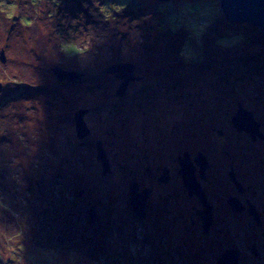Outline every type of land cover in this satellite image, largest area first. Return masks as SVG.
I'll return each instance as SVG.
<instances>
[{"label":"rangeland","instance_id":"rangeland-1","mask_svg":"<svg viewBox=\"0 0 264 264\" xmlns=\"http://www.w3.org/2000/svg\"><path fill=\"white\" fill-rule=\"evenodd\" d=\"M101 1L0 0V264H164V237L180 255L172 252V264H218L231 239L190 227L178 240L175 203L194 201L144 171L176 166L173 158L191 148L209 154L214 179L218 159L241 161L258 171L247 183L264 209V36L229 25L217 0H173L164 9L152 0H108L104 16ZM118 63L144 78L130 83L123 101L116 94L124 79L108 72ZM56 68L83 79H60ZM240 109L260 125L256 142L235 127ZM81 110L91 130L82 142ZM98 140L111 165L105 176ZM134 180L155 188L149 209L163 214L158 227L131 212ZM243 233L239 264H264L261 236L246 225Z\"/></svg>","mask_w":264,"mask_h":264},{"label":"flooded vegetation","instance_id":"flooded-vegetation-1","mask_svg":"<svg viewBox=\"0 0 264 264\" xmlns=\"http://www.w3.org/2000/svg\"><path fill=\"white\" fill-rule=\"evenodd\" d=\"M116 78L119 79L117 76ZM141 80H144L142 76H140L139 79H137L136 81L139 82ZM124 96L120 97L117 95V97L120 98L121 101L124 100L123 99ZM87 114L85 113V115ZM243 132H246V134L249 135V137L253 142L257 141L258 139L257 135L253 136L248 131H243ZM218 133L221 135L222 131H219ZM90 135H91V130L88 136L82 139L80 138L78 139L82 142V140H86ZM260 139L264 140V137ZM98 142H101V145L105 150L102 141L98 140L96 143V160L98 153V146H97ZM106 157L109 160L107 156V152H106ZM97 162H99V164H101L102 166V163L99 160H97ZM171 164H175L176 166H169L164 164L162 167L155 170L153 169V167L148 166L146 168V171L144 172L146 177L152 179L153 181H156L161 185L166 186L171 182H173V185L175 187L174 192L176 194L175 195L176 197L185 196L184 199L190 200L189 202L194 201L193 205L192 204H191L192 206L190 205L191 208H187V207L183 208L181 207L180 203L178 202L175 203V210L172 219L177 231L176 237L178 240H180L179 235L187 233L186 231L179 233V231L181 229H190V227H192V229H196L199 235H201V233H205V234L216 233L220 236L226 237V239L224 240L225 243L227 242L226 244H228L229 239H231L228 248L235 249L236 251H238L239 261L243 256L241 253H242V249L245 246V236L243 233V228L245 225L249 228L251 232L256 234L255 236L260 235L264 243V209L261 210L259 206L256 205L253 189H250L251 186L248 185L247 183V181L255 179V176H257L258 171H256L255 167L250 165L244 166L241 161L240 164L238 163V165H236V162L234 164L230 163L226 165L224 161H220V159H218V161L216 162L217 165L215 166L217 167L215 169L216 170L215 175L217 178L214 179V173H212L214 165L211 161L209 154L206 155L203 152H200L199 150L194 151L192 150V148L183 149L181 152H178V154L173 158V161L170 162V165ZM184 165L192 168L194 178L199 186V192L200 191L202 192V195L206 201L205 202L206 205L204 204V201H202L200 198L201 192L200 194H198L196 188L190 189L189 187L186 186L182 172V167ZM203 167H206L204 171H202ZM213 180H215V183L217 182H221V183L218 185L211 183L214 182ZM133 182L137 183L138 192L140 193L144 192L145 190H150V194L146 201L145 217L142 219L147 221L151 220V223L156 224L158 227V223L159 222L161 223L164 220L163 214L160 211H153L152 209L151 210L149 209L152 208L151 203L149 204V200H150L149 198L154 194L155 188L148 185H143L141 180L138 181L134 180L132 181V183ZM207 208H210V213L212 217V224L208 231L205 230L204 222H203V216L206 215ZM130 209L133 215L139 218L137 213H135V211L132 210L131 205H130ZM186 209L189 212L191 211L190 215L188 216L189 220L186 217H184L186 215L185 213ZM95 210L98 216L97 222H99L101 219L97 213L96 208ZM231 216L236 218L235 220L237 221L236 232L234 231L233 223L230 224L229 217ZM245 217H247L248 221H244ZM159 240L162 241L159 247H160V252H162L164 255L163 257V259H165L164 264H172L173 263L172 256H174V254L180 258V255H177L175 253L174 248L172 249L173 244L170 242V240H167L165 237ZM168 244L171 245V248L169 247ZM228 248L226 250H228ZM165 249L169 251L166 252ZM251 250L254 257L258 258L260 256L256 246L251 247Z\"/></svg>","mask_w":264,"mask_h":264},{"label":"water","instance_id":"water-1","mask_svg":"<svg viewBox=\"0 0 264 264\" xmlns=\"http://www.w3.org/2000/svg\"><path fill=\"white\" fill-rule=\"evenodd\" d=\"M163 2L171 1V0H159ZM220 9L224 13V16L228 21L231 22H239V23H249L259 28L260 33L264 36V0H219ZM1 61L5 62V55L3 52L0 54ZM134 65L131 63H118L109 68L110 73H116V76L119 79H124L120 87L118 88L117 95L124 96L129 84L133 81L139 79L135 77L133 74ZM56 75L60 79L77 80L80 78V74L69 71L62 70L61 68H56ZM2 88V84L0 83V91ZM86 111H79L75 115V123H76V131L78 138L82 139L89 135L90 130L84 122V114ZM233 122L235 127L240 131H248L253 136L261 135L259 133L260 125L255 121L252 116V113H247L244 109H240L238 113L233 117ZM98 153L97 160L102 163V175H106L111 172L109 160L106 157V151L103 149L101 142H98ZM204 165V164H203ZM206 167H203L202 171L205 170ZM183 179L187 187L190 189L197 190L199 192V186L194 178L192 168L188 166L182 167ZM132 197L130 200V205L132 210L137 213L139 218L145 217L146 210V201L150 194V190H145L144 192H138V186L136 182L132 183ZM198 187V188H197ZM200 198L204 201L206 205V201L202 195L200 194ZM90 221L91 223H95L98 220V216L96 214L95 207H92L89 210ZM257 216V215H256ZM204 228L206 231L209 230L212 224V217L210 213V208H207L206 215L203 216ZM255 250V249H254ZM218 264H239V253L235 249H229L225 251L221 257L218 259Z\"/></svg>","mask_w":264,"mask_h":264},{"label":"trees","instance_id":"trees-1","mask_svg":"<svg viewBox=\"0 0 264 264\" xmlns=\"http://www.w3.org/2000/svg\"><path fill=\"white\" fill-rule=\"evenodd\" d=\"M107 1L108 0H103V1H101V7L100 8H98V10H100V11H102V15L104 16L105 15V12H106V9H104L103 7H108V8H110V5L109 4H107ZM153 2H152V5H154V6H158V8L160 9V8H163L169 1H167V2H163V1H159V0H152ZM171 1H173V0H171ZM211 1H215V0H194V1H192L191 3H189L190 5L189 6H197V5H201V4H203V3H205V2H211ZM218 1V0H217ZM178 2V1H177ZM220 3V2H219ZM174 4H176V3H174ZM116 8L117 7H115V8H112L113 9V11L114 12H117V11H115L116 10ZM219 8H220V5H219ZM157 9V8H156ZM156 9H154V10H156ZM164 9V8H163ZM220 11H221V9H220ZM86 12V11H85ZM119 12V11H118ZM142 12H144L143 13V15H145L146 14V10L144 11V8L142 9ZM221 16L223 17V20H226L227 22H228V24L229 25H232V26H236V27H238L239 26V24L237 23V24H234L233 22H231V21H228L227 19H226V17L224 16V13L221 11ZM86 17H89V15H88V13L86 12ZM111 19V18H110ZM107 20V19H106ZM160 22H162V20L160 21ZM243 25H246V26H250V27H252V28H254V29H257V30H259V28L258 27H255L254 25H249V23H243ZM211 30V29H210ZM209 30V31H210ZM171 31V30H170ZM172 32V31H171ZM234 32H238V30H235V31H231L229 34H230V36L232 35V37L234 36V35H236V34H238V33H234ZM260 32V31H259ZM172 33H174L175 34V32H172ZM248 34H250V33H248ZM247 34V35H248ZM240 35H241V33H240ZM230 36H228V37H230ZM235 38V37H234ZM176 68V67H175ZM69 71H74V70H69ZM74 72H76V73H78V74H80L81 76H80V78L79 79H77L78 81L79 80H82V78H83V76H84V73L82 72V73H79V72H77V71H74ZM75 81V82H78V81Z\"/></svg>","mask_w":264,"mask_h":264},{"label":"bare ground","instance_id":"bare-ground-1","mask_svg":"<svg viewBox=\"0 0 264 264\" xmlns=\"http://www.w3.org/2000/svg\"><path fill=\"white\" fill-rule=\"evenodd\" d=\"M219 1V0H218Z\"/></svg>","mask_w":264,"mask_h":264}]
</instances>
